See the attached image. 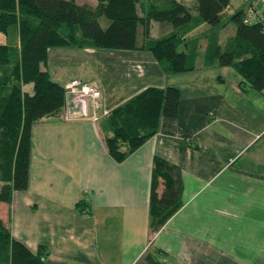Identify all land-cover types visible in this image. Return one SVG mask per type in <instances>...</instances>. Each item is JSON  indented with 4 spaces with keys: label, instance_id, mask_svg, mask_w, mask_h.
Returning a JSON list of instances; mask_svg holds the SVG:
<instances>
[{
    "label": "crops",
    "instance_id": "crops-1",
    "mask_svg": "<svg viewBox=\"0 0 264 264\" xmlns=\"http://www.w3.org/2000/svg\"><path fill=\"white\" fill-rule=\"evenodd\" d=\"M153 24L163 29L157 38L171 31L151 22V40L157 39L150 35ZM204 29L197 27L189 40ZM203 59L201 53L189 61L193 70L167 73L145 48L49 49L51 80L95 85L103 112L147 88L167 87L180 92L178 112L120 163L104 147L102 122H35L28 187L0 203L10 237L32 253L44 247L48 264H264V91L240 86L232 69ZM155 156L179 171L182 193L180 209L152 233Z\"/></svg>",
    "mask_w": 264,
    "mask_h": 264
},
{
    "label": "trees",
    "instance_id": "trees-1",
    "mask_svg": "<svg viewBox=\"0 0 264 264\" xmlns=\"http://www.w3.org/2000/svg\"><path fill=\"white\" fill-rule=\"evenodd\" d=\"M95 1L92 7L75 0H0V34L11 37L0 43V203L9 204L13 192L28 187L32 125L49 115L60 118L62 112L64 86L46 71L51 48H145L167 73L193 70L189 61L202 53L206 65L232 69L241 79L240 86L264 91V32L259 24L243 23L248 0L230 14L226 10L231 0ZM151 22L169 25L171 31L151 40ZM229 23L235 32L220 42L216 30ZM201 25L203 36L189 40ZM179 100L176 88H147L102 117L97 123H103L107 134L103 139L107 153L117 163L124 161L157 133L162 119L177 116ZM181 193L179 171L155 156L150 232H157L180 209ZM47 258L44 247L32 253L12 239L0 221V264H48Z\"/></svg>",
    "mask_w": 264,
    "mask_h": 264
},
{
    "label": "built area",
    "instance_id": "built-area-1",
    "mask_svg": "<svg viewBox=\"0 0 264 264\" xmlns=\"http://www.w3.org/2000/svg\"><path fill=\"white\" fill-rule=\"evenodd\" d=\"M248 3L243 23L259 24L264 32V0H248ZM64 91L65 100L60 115L64 121L85 118L97 123L109 113L102 111L101 92L93 84L71 80L64 85Z\"/></svg>",
    "mask_w": 264,
    "mask_h": 264
},
{
    "label": "rangeland",
    "instance_id": "rangeland-1",
    "mask_svg": "<svg viewBox=\"0 0 264 264\" xmlns=\"http://www.w3.org/2000/svg\"><path fill=\"white\" fill-rule=\"evenodd\" d=\"M90 2H92V0H88ZM83 2V0H77L78 4H81ZM245 5V1L243 0H231L230 1V10L232 11H239L241 10ZM163 29H158V26L153 24V27L151 29L150 35L151 37L157 38L159 36H161L164 33H161ZM216 32L218 33V35L221 37V39L223 40L224 38L228 37V36H232L235 32V28L234 26L229 23V24H225L221 29H217ZM6 38L3 34H0V42H5ZM198 62V61H197ZM25 89V88H24ZM101 114V112H100ZM0 221L3 223V225L6 227V211L5 208H1L0 206Z\"/></svg>",
    "mask_w": 264,
    "mask_h": 264
},
{
    "label": "water",
    "instance_id": "water-1",
    "mask_svg": "<svg viewBox=\"0 0 264 264\" xmlns=\"http://www.w3.org/2000/svg\"><path fill=\"white\" fill-rule=\"evenodd\" d=\"M46 118H47V119H51V116L49 115V116H47Z\"/></svg>",
    "mask_w": 264,
    "mask_h": 264
}]
</instances>
